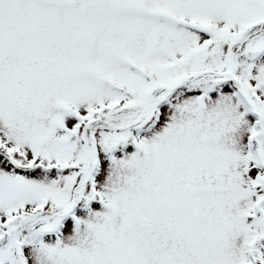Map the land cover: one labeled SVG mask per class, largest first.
Masks as SVG:
<instances>
[{"label":"snow or ice","instance_id":"6c2138e0","mask_svg":"<svg viewBox=\"0 0 264 264\" xmlns=\"http://www.w3.org/2000/svg\"><path fill=\"white\" fill-rule=\"evenodd\" d=\"M0 264H264V0H0Z\"/></svg>","mask_w":264,"mask_h":264}]
</instances>
